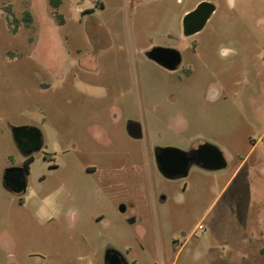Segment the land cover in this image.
Segmentation results:
<instances>
[{
  "label": "rangeland",
  "instance_id": "1",
  "mask_svg": "<svg viewBox=\"0 0 264 264\" xmlns=\"http://www.w3.org/2000/svg\"><path fill=\"white\" fill-rule=\"evenodd\" d=\"M147 1L0 0V264H264V0ZM22 126L43 145L19 196L3 174ZM205 143L224 168L157 171L156 148Z\"/></svg>",
  "mask_w": 264,
  "mask_h": 264
},
{
  "label": "water",
  "instance_id": "2",
  "mask_svg": "<svg viewBox=\"0 0 264 264\" xmlns=\"http://www.w3.org/2000/svg\"><path fill=\"white\" fill-rule=\"evenodd\" d=\"M214 10L215 6L212 3L202 1L187 12L182 19L183 36H192L201 31ZM146 55L149 59L170 71L177 69L181 63L180 53L172 48L154 47ZM127 131L132 138L142 137L141 126L137 123H129ZM12 136L17 148L24 155L39 150L42 145L41 132L34 127H14L12 128ZM26 140L31 143L30 146H27ZM155 163L159 172L170 180L186 177L192 164L210 170H218L226 166L221 151L210 144L200 145L194 150H184L172 146L156 148ZM3 185L13 193L24 192L27 187L26 170L22 167L6 169L3 174ZM107 255L114 259L115 262L113 263L115 264L120 259L118 252L106 251L105 263L108 262Z\"/></svg>",
  "mask_w": 264,
  "mask_h": 264
},
{
  "label": "flooded vegetation",
  "instance_id": "3",
  "mask_svg": "<svg viewBox=\"0 0 264 264\" xmlns=\"http://www.w3.org/2000/svg\"><path fill=\"white\" fill-rule=\"evenodd\" d=\"M26 143H27V146H30L31 145V143L29 142V141H25ZM205 144H207V143H205ZM42 145H43V137H42ZM42 145H41V147H42ZM200 145H203V144H199V145H197V146H195V147H192V148H190L189 150H194V149H196V148H198ZM40 147V148H41ZM19 150V149H18ZM38 151V150H37ZM36 151H34V152H32L31 154H28V155H24V154H22L20 151H19V153L21 154V157H22V159H21V162H19V164H16V165H14L13 167H22V168H24L25 170H26V163H27V161H29L30 159H32V161H33V154L35 153ZM154 162H155V151H154ZM32 163V162H31ZM30 163V164H31ZM30 164H29V168H30ZM199 166V165H198ZM155 167H156V169H157V171L159 172V170H158V168H157V165H156V163H155ZM29 168H28V170H26V177H27V174H28V172H29ZM159 174L160 175H162L160 172H159ZM163 176V175H162ZM164 177V176H163ZM167 179V178H166ZM170 180V179H169ZM171 180H173V179H171ZM10 191V190H9ZM11 192V191H10ZM25 192V191H24ZM24 192H21V193H13V192H11V193H13L14 195H22ZM22 202H23V200H22ZM122 211H125V207H122ZM108 251H114V250H108ZM111 255V254H110ZM110 255H107V260H108V262H104V264H115V263H113V262H115V261H113L114 259L113 258H111L110 257ZM112 260V261H111ZM110 261V262H109ZM116 264H127V262H126V260L123 258V256L122 255H120V259L118 260V262H116Z\"/></svg>",
  "mask_w": 264,
  "mask_h": 264
},
{
  "label": "trees",
  "instance_id": "4",
  "mask_svg": "<svg viewBox=\"0 0 264 264\" xmlns=\"http://www.w3.org/2000/svg\"><path fill=\"white\" fill-rule=\"evenodd\" d=\"M50 5L52 6V8H54L56 11L59 9L60 6V0H49ZM59 16V23L63 22V19ZM23 20L25 21L26 24H29L31 22V16L28 12H25L23 15ZM32 162V159H30L29 161H27L26 163V170H28L29 168V164ZM261 253L262 255H264V247H262L261 249Z\"/></svg>",
  "mask_w": 264,
  "mask_h": 264
},
{
  "label": "crops",
  "instance_id": "5",
  "mask_svg": "<svg viewBox=\"0 0 264 264\" xmlns=\"http://www.w3.org/2000/svg\"><path fill=\"white\" fill-rule=\"evenodd\" d=\"M137 2H138V3H144L145 0H137ZM146 2H148V1L146 0ZM99 3H100V2H99Z\"/></svg>",
  "mask_w": 264,
  "mask_h": 264
},
{
  "label": "clouds",
  "instance_id": "6",
  "mask_svg": "<svg viewBox=\"0 0 264 264\" xmlns=\"http://www.w3.org/2000/svg\"><path fill=\"white\" fill-rule=\"evenodd\" d=\"M229 4H230V5L232 4V0H229Z\"/></svg>",
  "mask_w": 264,
  "mask_h": 264
},
{
  "label": "built area",
  "instance_id": "7",
  "mask_svg": "<svg viewBox=\"0 0 264 264\" xmlns=\"http://www.w3.org/2000/svg\"><path fill=\"white\" fill-rule=\"evenodd\" d=\"M95 1H97V0H95Z\"/></svg>",
  "mask_w": 264,
  "mask_h": 264
}]
</instances>
